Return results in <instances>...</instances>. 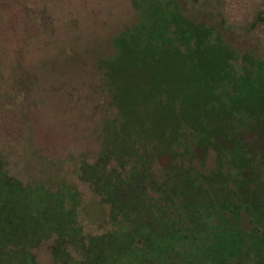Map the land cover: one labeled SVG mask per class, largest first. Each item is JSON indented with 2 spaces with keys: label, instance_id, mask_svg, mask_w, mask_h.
Segmentation results:
<instances>
[{
  "label": "rangeland",
  "instance_id": "1",
  "mask_svg": "<svg viewBox=\"0 0 264 264\" xmlns=\"http://www.w3.org/2000/svg\"><path fill=\"white\" fill-rule=\"evenodd\" d=\"M173 1L0 0V153L7 161L8 172L23 182L46 181L50 177L73 183L75 192L63 188L68 200L66 207L74 209L82 226L73 231L66 223L62 227L53 221L58 215L52 209L42 212L28 203L17 206H27L30 213L34 211L33 219L39 225L36 234L41 239H36L38 244L32 252L38 264H53V250L58 249L54 242L62 236L74 239V245L81 248L88 235L101 236L115 228L113 233L129 239L133 234L131 227L135 231L130 220L128 224L111 221V215L116 219L122 217L113 214L115 209L137 206L130 190V177L115 176L110 196L102 197L79 176L80 162L95 161L105 144L107 120L116 114L102 88L101 78L111 65L120 67L126 49L122 41L130 29L146 32L157 24V41L168 37L171 44L153 49L144 47L143 51L152 53L149 57L143 55L148 60L142 61V66L139 60H124L134 67L131 73L125 69L122 75L126 82L121 89L127 96H141L135 89L137 82L127 81L134 77L142 82L154 81L152 88L156 94H167L168 99L175 98L186 105L200 100H226L228 91L234 92L238 110L228 114L235 118L243 115L244 119L236 122L240 124L238 127L235 123L221 131L225 135L231 131L235 149L220 155L217 147L208 152L206 147L199 146L194 149L193 162L202 164L211 176L203 180L204 189L213 191L205 194L212 202L231 192L230 173L236 170L243 173L241 183L246 180L242 188L256 189L257 184L263 188L259 189L262 191L258 202L264 204V143L255 145L252 140L260 130L264 131V0ZM146 42L143 36L142 46ZM139 66L143 74L136 75ZM216 110L220 109L216 106L212 110L179 108V113H168L179 115L180 122L174 125V118L170 130L178 136L185 130L183 118L194 113L208 116L216 114ZM246 118L252 119L246 122ZM245 124L246 127L240 128ZM236 128L241 129L238 134L243 140L253 144L250 157L247 156L252 162H240L239 166L232 163L239 160V152L245 150L246 144L238 138ZM188 132H193L192 128ZM217 141L231 147L229 142ZM172 161L169 153L159 154L155 168L169 178L167 170L172 169ZM227 177L230 179L227 188L212 186L216 182L223 184ZM170 179H175V175ZM176 186L177 181H172L165 188L166 193L153 192L157 205L162 204L163 195L167 201L175 199ZM254 195L241 191L229 193L225 202L233 207L250 204L254 203ZM157 208L158 213L163 211ZM171 208L176 211L175 207ZM216 210L231 222L228 226L223 222L219 239H235L227 231L240 235L238 239H252L247 235L243 211ZM182 215L177 212L170 221L179 222L178 216ZM43 219L46 237L41 228ZM141 221L152 234L166 238L168 223L158 218L153 209L151 213L141 214ZM185 228L188 232L191 225ZM260 252L264 254L258 249L257 253ZM108 255L120 264L121 255L117 252ZM140 264H157V261Z\"/></svg>",
  "mask_w": 264,
  "mask_h": 264
},
{
  "label": "trees",
  "instance_id": "2",
  "mask_svg": "<svg viewBox=\"0 0 264 264\" xmlns=\"http://www.w3.org/2000/svg\"><path fill=\"white\" fill-rule=\"evenodd\" d=\"M157 26L156 24L152 30L146 32L138 29L128 30L130 33L125 35L122 41L126 49L124 48V59H120V67L116 68L110 64V70L102 72V88L110 97L116 114L107 120L105 144L98 152L95 161H82L79 165L81 180L89 184L95 192H100L102 197L110 194V186L115 176L130 177V190L137 206L113 210L114 215L120 214L122 217L116 219L111 215V221L128 224L130 220L135 231L131 227L130 233L133 234L129 239L120 238L118 232L113 233L115 228L101 236L88 235L85 236L87 239H83L85 245L79 244L81 248L74 245L72 242L74 239H65L66 236H62L54 242V246L58 249L53 250V264H119L114 262L113 256L108 255L115 252L121 255L120 264H140L141 261L152 259H155L157 264H264V254L257 253L258 249L264 251V204L258 202V194L262 191L259 189L263 188L258 184L256 189L242 188L246 183L245 179L243 183L240 181L243 173L232 170L230 178L233 180V187L229 193L241 191L255 194L254 203L251 201L250 204L229 206L225 202L226 195L229 194L227 192L221 194L220 200L212 202L205 194L213 191L204 189L203 180L211 176L202 164L193 162L194 149L199 146L206 147L208 152L210 148L217 147L220 155L228 154L235 149L232 145L234 135L231 131H228L227 135L221 131L244 119L243 115L235 118L228 114L230 111L238 110L234 92L228 91L227 97H224L226 100H221L222 98L214 102L210 99L200 100L186 105L179 103L175 98L168 99L167 94H156L152 88L154 81L142 82L137 77L127 80L137 82L135 89L141 92V96L137 98L127 96L121 89V85L126 82L122 77L124 70H129V73L134 70L133 66L127 65V60H139L142 66V61L148 60L145 56L149 57L152 53L151 50L143 51L144 47L153 49V47L158 48V45L171 44L168 37L167 40L163 37L164 40L157 41L159 38ZM142 35L147 39L144 46H142ZM140 68L136 70V75L143 74L142 67ZM149 90L152 92L147 95ZM214 104L220 109L216 110V114L206 116L205 113H194L187 116L182 119L185 130L178 136L173 135L170 125L173 124L174 118V125L180 123L179 115L168 113H179L178 109L184 106L212 110L215 108ZM251 119L246 118V122ZM253 121L257 125L261 123L257 118H253ZM236 125L238 127L240 124L236 123ZM246 126L245 124L240 128ZM190 128L193 132H188ZM240 131L241 129H235L238 136ZM238 138L246 145L245 150L239 152L240 161L236 160L232 163L233 166H239L240 162L242 164L252 162V159L247 157L250 147L253 144L264 143V131L260 130L252 139L253 144L246 142L240 136ZM216 139L224 143L229 142L231 147L225 146ZM166 152L173 159L172 169L167 171L170 177L175 175V179L162 175L161 171L155 168V159L159 154ZM139 179L141 181L136 185ZM172 181H177V186L173 189L175 199L170 198L167 201L163 195L162 204L157 205L153 192L162 190L166 193L165 188ZM229 181L227 177L223 184L216 182L212 186L218 188L223 185L227 188ZM181 182H184L183 185L180 184ZM63 188L69 192L76 191L75 185L65 179L56 180L49 177L46 181L23 182L8 172L7 161L0 153V264H38L32 249L38 244L36 239H41L36 234L39 225L33 219L34 211L30 213L27 206L18 208L17 206L21 204H33L42 212L52 209L58 215V219L53 220L54 222L60 223L62 227H65L66 223L67 228L73 231L81 229L82 226L76 220L74 209L66 207L68 200ZM157 206L163 211L158 213ZM171 206L175 207L176 211ZM216 208L243 211L247 235L252 239H238L240 235L235 236L233 231H227L226 234L232 235L235 239H219L222 231L220 227L226 219ZM152 209L158 218L165 224L168 223L166 238L152 234L141 221V214L151 213ZM177 212L183 214L181 217L178 216L179 222L170 221ZM44 217L46 218V214ZM230 223V221L225 222L227 226ZM188 224L191 228H187L188 232H186L185 226ZM41 228L45 235L44 219ZM56 231L55 233L58 234ZM260 259L263 263L259 262Z\"/></svg>",
  "mask_w": 264,
  "mask_h": 264
}]
</instances>
